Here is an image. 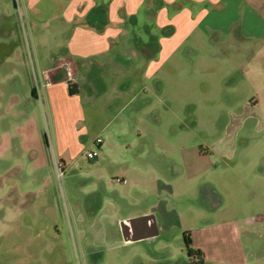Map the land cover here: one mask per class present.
<instances>
[{
    "label": "rangeland",
    "instance_id": "obj_1",
    "mask_svg": "<svg viewBox=\"0 0 264 264\" xmlns=\"http://www.w3.org/2000/svg\"><path fill=\"white\" fill-rule=\"evenodd\" d=\"M11 1L3 0L8 7ZM26 14V36L14 18L13 40L24 57L14 76L5 71L12 46L0 19V264H146L151 253L155 264H191L185 232L191 248L195 240L207 252L204 264L260 262L264 54L246 63L234 44L211 37L200 49L187 46L194 53L173 61L171 71L158 63L151 77L141 79L135 110L115 109L113 121L100 119L111 121L99 137L106 157L92 144L98 134L92 118L85 114L73 125L80 147L68 169L59 157L51 112L39 95L37 134L50 136L53 147H46L49 166L32 167L25 155V58L28 75L39 80L25 37L38 59L30 21L37 16ZM91 151L98 157L88 160ZM54 157L65 167L61 179ZM144 212L154 215L161 237L125 243L120 222Z\"/></svg>",
    "mask_w": 264,
    "mask_h": 264
},
{
    "label": "crops",
    "instance_id": "obj_2",
    "mask_svg": "<svg viewBox=\"0 0 264 264\" xmlns=\"http://www.w3.org/2000/svg\"><path fill=\"white\" fill-rule=\"evenodd\" d=\"M24 5L37 16L30 21L36 34L38 83L28 75L25 58V155L32 167L50 164L46 138L39 139L36 129L38 95L51 112L59 157L68 169L79 146L73 125L83 122L85 114L92 118L98 129L94 145L115 119L113 110L136 109L141 79L151 77L158 63L171 71L173 61L194 53L187 46L200 49L211 37L219 44H234L246 63L259 51L264 54V0H24ZM14 12L13 0L9 7L0 2V19L6 23L0 27L6 25L12 46V64L5 67L14 72L11 76L24 65L21 44L19 49L13 40L18 35ZM104 117L112 120L101 124ZM103 146L102 139L98 148L106 157ZM49 175L53 178L51 168ZM160 237L159 231L142 241ZM193 244L203 257L207 254L195 240ZM151 256L146 264H155ZM258 257L260 262L251 264H264V255ZM238 262L230 264H243Z\"/></svg>",
    "mask_w": 264,
    "mask_h": 264
},
{
    "label": "built area",
    "instance_id": "obj_3",
    "mask_svg": "<svg viewBox=\"0 0 264 264\" xmlns=\"http://www.w3.org/2000/svg\"><path fill=\"white\" fill-rule=\"evenodd\" d=\"M14 2V8H15V12H16V17H17V21L19 22L20 26H21V29L23 30V33H24V36L26 31L28 32L29 31V22L27 20V17H26V11H25V5H24V0H13ZM30 40V44H29V41L27 39V37H25V50L26 52L28 53V59H29V62L31 64V62L33 61V59L36 60L35 58V54H34V49H33V43H32V40ZM31 51H33V56L31 54ZM32 65V64H31ZM73 81V78H71L69 80V82H72ZM40 96L38 95L37 97V100L40 102ZM43 99V98H42ZM46 138V144H47V147L49 148H52L53 147V140L50 136H47L45 137ZM102 140L100 138H97L95 140V146L98 148V146L101 144ZM98 155V152L97 151H91V152H88L86 157L88 160H93L97 157ZM53 164H54V168L56 170V173H57V178L58 179H61L63 173H64V164L62 163V161L59 159V158H55L53 159Z\"/></svg>",
    "mask_w": 264,
    "mask_h": 264
},
{
    "label": "water",
    "instance_id": "obj_4",
    "mask_svg": "<svg viewBox=\"0 0 264 264\" xmlns=\"http://www.w3.org/2000/svg\"><path fill=\"white\" fill-rule=\"evenodd\" d=\"M120 231L125 243L147 240L159 234L154 215L124 220L120 222Z\"/></svg>",
    "mask_w": 264,
    "mask_h": 264
},
{
    "label": "trees",
    "instance_id": "obj_5",
    "mask_svg": "<svg viewBox=\"0 0 264 264\" xmlns=\"http://www.w3.org/2000/svg\"><path fill=\"white\" fill-rule=\"evenodd\" d=\"M70 93L73 94L74 92L70 90ZM184 245L186 247V253L189 259L192 260L191 264H204L203 255L200 250H195L191 248V240H190V233L185 232L183 234Z\"/></svg>",
    "mask_w": 264,
    "mask_h": 264
}]
</instances>
